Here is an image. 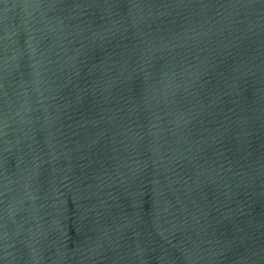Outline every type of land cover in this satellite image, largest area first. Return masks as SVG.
<instances>
[{
  "label": "water",
  "instance_id": "95a60500",
  "mask_svg": "<svg viewBox=\"0 0 264 264\" xmlns=\"http://www.w3.org/2000/svg\"><path fill=\"white\" fill-rule=\"evenodd\" d=\"M0 264H264V0H0Z\"/></svg>",
  "mask_w": 264,
  "mask_h": 264
}]
</instances>
